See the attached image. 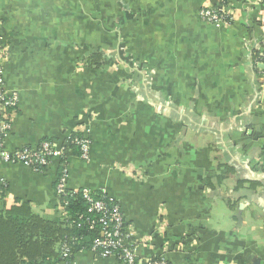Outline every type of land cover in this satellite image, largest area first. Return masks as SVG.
Listing matches in <instances>:
<instances>
[{"label": "crops", "instance_id": "0c3cea01", "mask_svg": "<svg viewBox=\"0 0 264 264\" xmlns=\"http://www.w3.org/2000/svg\"><path fill=\"white\" fill-rule=\"evenodd\" d=\"M217 5L0 0L3 83L19 99L5 150L88 131L67 188L114 201L145 263L264 264V0H229L228 27L200 19ZM59 165L0 162L5 205L57 217Z\"/></svg>", "mask_w": 264, "mask_h": 264}, {"label": "trees", "instance_id": "16d2710c", "mask_svg": "<svg viewBox=\"0 0 264 264\" xmlns=\"http://www.w3.org/2000/svg\"><path fill=\"white\" fill-rule=\"evenodd\" d=\"M228 3L229 0H218L217 6L226 8ZM256 58L258 62L264 60L259 55ZM99 60L94 55L87 59L86 64L97 68ZM14 115H17V112ZM81 136V133L72 132L60 144L64 148V158L59 161V173L61 167L66 165L65 162L79 156V148L73 143V139ZM38 170L43 172L45 168ZM7 192L8 187L0 181V264L69 263L77 252L90 251L92 242L98 238L101 229V225L97 222L99 215L88 212V205L82 199L80 192L57 197L60 203L66 202V215L61 216L58 213V216L52 220L34 212L27 202L16 201L13 205L6 206ZM98 195L103 197L109 207H118L105 194L98 193ZM89 222H94L95 227L91 229ZM61 245L69 248V256L66 258L60 254Z\"/></svg>", "mask_w": 264, "mask_h": 264}, {"label": "built area", "instance_id": "2783aa9c", "mask_svg": "<svg viewBox=\"0 0 264 264\" xmlns=\"http://www.w3.org/2000/svg\"><path fill=\"white\" fill-rule=\"evenodd\" d=\"M201 20L215 26L228 27L232 22L231 12L220 8H204L200 10ZM264 67V61L261 63ZM264 78V76H263ZM264 82V79H263ZM18 95L14 92H7L4 88L2 67L0 64V162L8 164H21L31 168L35 172H40L38 168H47L49 163L56 159L60 161L64 157V148L54 142L43 141L36 148H21L13 152H8L4 148L5 138L11 131L13 119L18 108ZM81 133V137H75L73 143L79 148L81 161H87L90 154L91 142L88 137V131H75ZM68 138V137H67ZM60 169L59 177L55 186L56 197L66 196L69 193L80 192L82 199L88 205L89 213L99 215L98 223L101 229L98 238L92 242L90 252L100 258H114L120 264H167L162 258H153L146 263L136 255L137 243L134 240L132 230L125 225L123 216L118 207H109L97 192L88 189L69 190L67 188L68 169L67 163ZM66 202H59L58 213L61 216L66 215ZM94 222H89L92 229ZM63 258L69 256V248L66 245L59 247Z\"/></svg>", "mask_w": 264, "mask_h": 264}, {"label": "rangeland", "instance_id": "374dc122", "mask_svg": "<svg viewBox=\"0 0 264 264\" xmlns=\"http://www.w3.org/2000/svg\"><path fill=\"white\" fill-rule=\"evenodd\" d=\"M25 148V147H24ZM28 148H30V147H28ZM7 151V150H6ZM13 152V151H12ZM56 186V185H55Z\"/></svg>", "mask_w": 264, "mask_h": 264}]
</instances>
